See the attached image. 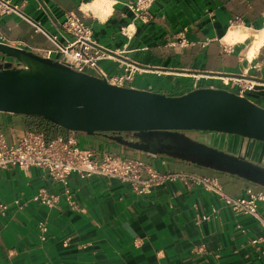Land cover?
Masks as SVG:
<instances>
[{
	"label": "crops",
	"instance_id": "1",
	"mask_svg": "<svg viewBox=\"0 0 264 264\" xmlns=\"http://www.w3.org/2000/svg\"><path fill=\"white\" fill-rule=\"evenodd\" d=\"M95 1L43 0L46 17L29 0L22 12L51 34L55 32L51 21L75 14L91 28L96 43L112 51L125 49V57L138 69L130 88L180 96L190 92L193 76L200 73L209 77L206 84L229 91L220 77L238 76L245 78L240 87L253 81L243 97L264 109V47L249 64V43L232 47L222 43L228 30L241 24L251 32L264 28V8L256 2L155 0L149 9L151 19L144 23L134 19L135 0H118L111 17L101 23L100 16L85 9ZM127 26L130 40L121 32ZM0 30L27 49L53 48L16 16L0 18ZM99 66L107 75L123 69L109 61ZM27 122L22 115L0 113V137L7 146H15L29 132ZM76 137L97 160L105 155L129 157L159 173L216 178L232 196L247 189L264 192L237 176L130 150L103 135L77 133ZM254 147L258 152L260 146ZM38 190L60 195L57 206L50 209L32 203ZM67 193L80 212L71 209L65 191L44 169H0V205L6 207L0 211V264H264V242H250L264 236V230L202 188L167 182L149 195H138L119 180L71 175ZM259 209L264 213L263 204ZM41 220L48 225L46 242L38 239Z\"/></svg>",
	"mask_w": 264,
	"mask_h": 264
},
{
	"label": "water",
	"instance_id": "2",
	"mask_svg": "<svg viewBox=\"0 0 264 264\" xmlns=\"http://www.w3.org/2000/svg\"><path fill=\"white\" fill-rule=\"evenodd\" d=\"M0 113L40 117L67 132L103 135L130 150L165 155L264 188V168L246 160L250 153L264 158V109L223 89L167 96L121 88L0 43ZM216 143L227 146L225 151Z\"/></svg>",
	"mask_w": 264,
	"mask_h": 264
},
{
	"label": "built area",
	"instance_id": "3",
	"mask_svg": "<svg viewBox=\"0 0 264 264\" xmlns=\"http://www.w3.org/2000/svg\"><path fill=\"white\" fill-rule=\"evenodd\" d=\"M32 1L38 11L49 17L43 0ZM154 1L135 0L134 19L144 23L148 22L151 19L149 9ZM28 2L29 0H22L20 4H16L13 0H0V18L18 17L29 24L34 33L42 35L53 48L51 50L27 49L23 42L7 39L0 30L1 44L31 51L50 62L59 63L96 78L106 79L110 84L121 88H130L138 69L125 57L127 53L125 49L112 51L96 43L92 37L91 28L75 14H67L61 22L51 21L55 29V32L51 34L42 27L40 22L32 20L22 12V8ZM121 32L130 40L132 34H129L131 31L128 26L122 28ZM101 61L118 63L123 69L118 74L107 75L99 66ZM243 79L245 78L238 76L220 77L222 84L228 88L229 92L242 97L245 91L253 87L251 83L253 81H248V84L240 87L239 84ZM193 80L190 91L205 88L216 89L206 84L209 80L206 74H196ZM237 85L239 88L235 90ZM76 134V132H67L66 136H58L46 141L41 133L26 132L15 146L10 147L0 137V169L15 167L26 172L33 167L44 169L65 191V200L71 209L77 212L81 209L67 193L68 178L71 175L80 178L99 176L119 180L128 184L138 195H149L155 188L167 182L179 181L188 187H199L213 194L232 212L253 218L264 230V213L259 209L260 205H264V192H253L247 189L243 195L232 196L224 192L216 178L187 173H159L142 161L129 157L105 155L101 160H97L92 150L80 146ZM60 198V195H50L44 190H38L30 201L38 206L53 209L59 203ZM5 210L6 207L0 205V211ZM37 231L38 239L46 242L48 225L45 221L41 220L37 223ZM250 242L252 245L264 242V236Z\"/></svg>",
	"mask_w": 264,
	"mask_h": 264
},
{
	"label": "clouds",
	"instance_id": "4",
	"mask_svg": "<svg viewBox=\"0 0 264 264\" xmlns=\"http://www.w3.org/2000/svg\"><path fill=\"white\" fill-rule=\"evenodd\" d=\"M109 7L106 9L105 16L100 19L101 23H106L107 19L111 17L114 12V5L118 3V0H106ZM248 28L244 25H239L236 31L231 28L227 32L226 36L222 39V43H226L228 46L232 47L236 44H243L248 39ZM260 35L257 36L254 46L250 48L247 52V61L249 64L256 59L260 54V49L264 47V28L258 30Z\"/></svg>",
	"mask_w": 264,
	"mask_h": 264
},
{
	"label": "trees",
	"instance_id": "5",
	"mask_svg": "<svg viewBox=\"0 0 264 264\" xmlns=\"http://www.w3.org/2000/svg\"><path fill=\"white\" fill-rule=\"evenodd\" d=\"M249 1V0H247ZM253 3L259 6V8H264V0H252ZM237 18V17H236ZM28 120V130L29 132H37L44 135L46 141H50L58 136H66L67 131L53 125L52 123L40 118L33 116H24ZM188 137H192L195 133H188Z\"/></svg>",
	"mask_w": 264,
	"mask_h": 264
},
{
	"label": "bare ground",
	"instance_id": "6",
	"mask_svg": "<svg viewBox=\"0 0 264 264\" xmlns=\"http://www.w3.org/2000/svg\"><path fill=\"white\" fill-rule=\"evenodd\" d=\"M108 7H109V5L106 3V0H96L92 5L85 7V9L86 10H92L94 13H96L102 19L105 16L106 9ZM232 30L236 31L237 28H232ZM258 35H260L259 31H256V32H251L250 30L248 31V39L244 43L250 44L249 50L252 46H254V44L256 42V38Z\"/></svg>",
	"mask_w": 264,
	"mask_h": 264
},
{
	"label": "flooded vegetation",
	"instance_id": "7",
	"mask_svg": "<svg viewBox=\"0 0 264 264\" xmlns=\"http://www.w3.org/2000/svg\"><path fill=\"white\" fill-rule=\"evenodd\" d=\"M191 138L199 139V137L196 136V134L195 135H192ZM241 156H244V155H241ZM260 159L261 158L259 157L258 154H256V153H250L249 158L246 159V160L249 161V162H252L255 165H258L261 168H264V159H261V160Z\"/></svg>",
	"mask_w": 264,
	"mask_h": 264
},
{
	"label": "rangeland",
	"instance_id": "8",
	"mask_svg": "<svg viewBox=\"0 0 264 264\" xmlns=\"http://www.w3.org/2000/svg\"><path fill=\"white\" fill-rule=\"evenodd\" d=\"M9 61H10V59H8V58L5 59V62H9ZM196 136H198L199 139H202L203 137L205 138V136H203V135H198V134H196ZM207 139H208V138H207ZM215 147H217V148L220 149V150H224V149H226L227 146L223 145L222 143H216V144H215ZM224 151H225V150H224ZM242 151H243V155H244L245 150L243 149ZM241 154H242V153H241Z\"/></svg>",
	"mask_w": 264,
	"mask_h": 264
}]
</instances>
